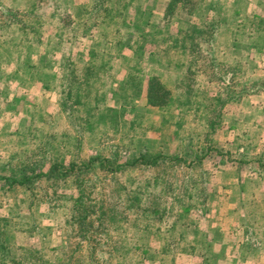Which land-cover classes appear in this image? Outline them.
<instances>
[{"label": "rangeland", "instance_id": "obj_1", "mask_svg": "<svg viewBox=\"0 0 264 264\" xmlns=\"http://www.w3.org/2000/svg\"><path fill=\"white\" fill-rule=\"evenodd\" d=\"M106 1L0 0V264H264V0Z\"/></svg>", "mask_w": 264, "mask_h": 264}, {"label": "trees", "instance_id": "obj_2", "mask_svg": "<svg viewBox=\"0 0 264 264\" xmlns=\"http://www.w3.org/2000/svg\"><path fill=\"white\" fill-rule=\"evenodd\" d=\"M93 3H94L95 13L96 12L99 14L102 13L104 16L107 15L111 18L113 17L115 10L114 11L112 10L111 5L110 6L106 5V3H107L106 0H94ZM104 3H105V5H104ZM193 4H194L193 0H169L168 5L166 7V10L164 12V19L170 21V19L173 16V11L178 7L181 8L182 10L186 11L187 15L188 14L191 15V11L193 9ZM106 6H108V7H106ZM188 6H191V8L188 9L187 8ZM113 9H114V7H113ZM115 12H117V11H115ZM111 18H110V20H112ZM259 20H258V23H260V24L264 22L262 19L260 21ZM258 28H260V27H258ZM153 29L158 31V32L160 31V28H157V27L152 28V30ZM195 30H196V27H194L193 25L189 26L188 31L187 32L185 31V33L181 36L180 41H178V44L181 45L180 48L183 51L187 49L186 48L187 47L186 46L187 40H190L193 37V32ZM191 50H192V48H191ZM158 57H159V52L157 50H155V52L150 53V58H152L151 62L153 63V65L154 64L157 65L159 63L161 64L160 59ZM67 80H68L69 87H68L67 91L64 92L62 100H64L65 98L71 99L73 96V92H74L73 90L74 89L72 87V84H73V82H75L76 77L75 76H72V77L67 76ZM145 97H146V102H147L148 106L153 107V108H161V107L166 106L167 103L171 101L172 95H171V92L165 87V85L161 84L158 77H150L148 80V83H147ZM60 104H62V102H60ZM62 105L64 106V104H62ZM64 109H66V108L64 107ZM97 119L101 120L102 117H99ZM217 120H218L217 123L214 119L209 123L208 127L210 129L209 130L210 134H212L216 130V126H218V123L220 120V115L217 116ZM146 150L144 149V151H142V152H141V150L139 151L138 158L134 161L133 166H136L138 164L139 166L156 167V166H159V164H163L168 159V157H165L161 154H157L156 152L153 154V153L149 152L148 150L147 151ZM210 150H211L210 148L209 149L207 148V150L205 151L203 156L205 157L210 152ZM203 156L200 157V159H197V162L199 164H201V161L202 162L204 161ZM94 162H95V160L92 159V163H94ZM103 162L104 161H102V163H100V167H102L105 170H108L110 172H114V171L119 170V169H125L129 166V165H127V166L126 165H122V166L115 165V168H111L109 166V164L106 165ZM38 174H40V173H38ZM46 175H47V177L43 174H40V175L32 176L31 178H24V179L22 178L20 180L19 179H9V178H1V179L6 181L9 184L21 185V184H24V182H30V180H37L38 182H40V180L42 178H45V177L48 178V180H51V178L57 179V177L59 176L57 174L55 175V173L52 171ZM154 182H155V184L157 183V178L154 179L153 183ZM148 184H149V182H148ZM147 211H150L151 213H154V214H157L159 212V210H157V209H153V208L149 209L147 207V208H144L142 213L147 212ZM162 211H161V213H162ZM91 213L94 214V211L91 210ZM97 220L98 221L101 220L100 216H97ZM78 221H79L80 225H82L81 220L78 219ZM166 247H167V245H166Z\"/></svg>", "mask_w": 264, "mask_h": 264}, {"label": "crops", "instance_id": "obj_3", "mask_svg": "<svg viewBox=\"0 0 264 264\" xmlns=\"http://www.w3.org/2000/svg\"><path fill=\"white\" fill-rule=\"evenodd\" d=\"M263 175V174H262Z\"/></svg>", "mask_w": 264, "mask_h": 264}]
</instances>
